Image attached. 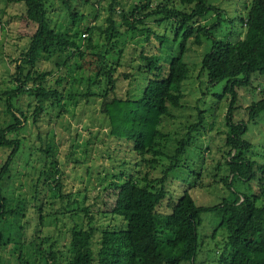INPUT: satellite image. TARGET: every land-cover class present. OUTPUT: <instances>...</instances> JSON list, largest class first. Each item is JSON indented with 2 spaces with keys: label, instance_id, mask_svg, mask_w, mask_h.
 Returning <instances> with one entry per match:
<instances>
[{
  "label": "trees",
  "instance_id": "obj_1",
  "mask_svg": "<svg viewBox=\"0 0 264 264\" xmlns=\"http://www.w3.org/2000/svg\"><path fill=\"white\" fill-rule=\"evenodd\" d=\"M55 1L62 2L71 20L83 17L76 11L72 0H22L25 6L23 17L36 30L26 50L16 59L11 57L10 64L15 65L11 75L14 87L4 93V113L11 119H6L5 126L0 127V149L10 152L0 168V264L5 261L9 245L18 253V261H25L24 248L28 242L34 244L40 240L38 235L47 228V219L51 222L56 219L59 211L53 209L55 203L61 201L63 204L70 198L64 191L63 173L54 160L52 138H49L47 148L41 146L37 150L41 155H38V159L42 160L37 167L31 166L34 153L31 139L20 135L26 130L30 116L19 108V98L27 96L36 100L32 114L34 125L39 124L45 104L50 109L61 110L60 117L64 116L68 111L67 105L80 97L67 88L68 84L72 87V58L81 61L87 51L96 47L92 45L91 38H85L81 33L68 35L53 25L54 19L48 6ZM120 8V0L109 1L108 27L101 30L111 44L107 54L115 53L118 49L115 38L122 35L118 23L126 31L144 32L146 42L155 37L160 52L167 40L146 24L155 16H162V21H172L176 26L174 41L181 38L183 42L180 55L171 59L167 71L158 54L146 53L145 50L141 52L140 58L145 66L139 68L144 70L145 76L152 75V78L146 80L139 96L133 97L129 93L126 98L117 96V78L103 52L94 59L98 70L95 81L89 82L90 86L96 85L103 91L98 94L101 97L100 112L109 121L110 135L132 143V151L143 158L157 176L152 177L149 172L141 179L116 176V181L110 185L114 189V203L107 214L123 220L124 224L100 231L96 254L91 247L97 232L92 227L94 217L89 216L88 208L82 209L89 218L88 229L73 228L69 264H196L199 254L198 231L203 225V213L215 214L220 219L218 229L225 231L224 248L230 249V253H220L216 261L218 264H264V164L258 165L246 157L253 146L244 139L249 130L248 123H256L264 113V93L263 98L253 102L249 108L248 123H238L234 115L239 109V90L249 87L253 77H264V0H252L248 4L247 14L241 18L246 29L245 36L236 42L215 36V31L224 23L234 27V22L228 16L225 19L226 12L209 4L208 0H179L178 4L171 0H158L155 8L154 0H141L129 11H120ZM119 13L121 23L116 20ZM213 14H216L213 25L199 24ZM139 25L146 27L139 29ZM93 29L88 28L86 32L91 33ZM191 39L198 47L206 41L210 43V52L202 60L201 72L208 73L210 86L227 82L224 93L230 97L226 115V150L222 155L229 175L222 179L216 177L218 183L226 186L230 196L216 206H200L188 192L176 200L167 190L171 173L180 168L194 136L205 128L206 112L198 111L197 120L190 123L186 134L176 139L173 152L166 151L165 139L168 136L162 130L163 122L175 117L173 109L183 107L185 95L182 87L190 76L183 58L188 49L185 42ZM57 53L60 57L65 55L64 62L57 63L55 70H42L39 63L43 57H53ZM54 73L56 76L53 77ZM103 82L108 84L105 91ZM91 90H88L85 98L92 97ZM37 137L42 144L48 136L44 138L38 134ZM19 154H27L24 168L31 166L37 170L38 179L32 186L30 197L27 194L19 195L15 200L10 196V190L22 174L15 161ZM147 156L150 158H145ZM218 162L216 169L226 170L222 169V160ZM237 175L245 184L261 178L259 191L262 196L256 193L248 196L235 191L233 184ZM48 205L53 211L48 212ZM67 207H63L62 211L66 212ZM215 235L212 237L215 238ZM41 241L46 243L50 240ZM58 254L53 250H42L46 264H57Z\"/></svg>",
  "mask_w": 264,
  "mask_h": 264
},
{
  "label": "rangeland",
  "instance_id": "obj_2",
  "mask_svg": "<svg viewBox=\"0 0 264 264\" xmlns=\"http://www.w3.org/2000/svg\"><path fill=\"white\" fill-rule=\"evenodd\" d=\"M110 0H72L76 11L82 15V18L74 21L67 14L66 7L61 1H55L50 4L49 12L54 19L53 25L68 35L75 36L81 33L85 38H91L94 49L87 51L86 56L81 61L73 60L74 71L70 75L71 86L74 93L80 97L77 101L67 105L68 110L64 116L60 117L58 109H50L44 105V111L41 113L39 124L34 125L32 114L37 104L36 100L27 96H21L18 101L19 108L30 116V121L26 130L20 135L31 139L34 145L33 157L31 156V166H39L42 160L38 159L40 147L47 148L49 138L54 141V160L58 162V168L63 173L64 191L70 198L63 204L61 201L55 203L53 208L59 211L56 219L48 218L47 228L43 234H39L40 240L34 244L28 242L24 248V260L18 261V253L14 251L12 245H9L5 254L3 264H46V259L42 258V250H53L59 252L57 264H69L70 260V242L71 232L75 226L88 229V215L81 211L88 208L89 216L94 217V227L97 232L92 239V249L96 254L99 248L100 231L107 227H113L116 224H124L121 219H114L109 216L114 203V189L110 185L116 181V176L122 179L131 177L141 179L146 173L156 177L157 173L143 161V158L133 152L132 143L125 140L115 139L110 135V125L106 117L101 112V97L99 92L102 89L96 85L90 86L89 82L95 81L98 68L94 59L97 54H104L106 62L114 69V76L117 78L116 94L119 98H126L128 93L133 96H139L146 80L152 78V75L145 76L144 70L140 66H145L140 58L143 50L146 53L158 54L161 64L167 71L172 58L178 57L181 52L180 45L183 43L180 38L174 41L175 24L172 21H162V16H155L146 22L148 27L155 29L156 33L164 37V47L159 52V43L153 37L150 42L145 41L144 32L126 31L125 28L117 27L122 33L115 38V53L107 50L111 47L106 36L101 33L108 27L107 18L109 16ZM178 4L179 0H171ZM252 0H208L209 4L220 7L226 12V16L234 22V27L224 23L217 31L215 36L222 40L236 42L245 36V26L241 18L247 14L248 4ZM120 11L131 10L141 0H120ZM158 5V0H154V8ZM119 11V10H118ZM25 6L22 0H0V127L5 126L6 119L11 116H5L4 105L6 91L14 87L11 75L14 73L15 65H11V57L18 58L19 54L25 51L30 43V38L35 33L36 27L27 22L23 17ZM120 13L116 17L121 21ZM208 16L206 20H201L200 25L208 26L215 23V16ZM121 23V22H120ZM146 26L139 25V29ZM93 29L87 33V29ZM186 53L184 62L188 65L190 76L184 82L182 91L185 95L182 102V109H173L174 118L166 119L163 122V132L168 136L166 141V151L173 152L176 139L184 136L191 122L197 120L198 111L206 112L205 128L194 136L192 145L187 149V153L182 158L180 168L171 173L169 179L171 183L167 184V190L176 200L180 199L185 192L200 206H216L224 198L230 196L226 186L216 180L229 175L226 169L222 155L225 149L228 127L226 115L230 106V97L224 93L227 82L210 86L208 73L201 72L202 60L210 52V43L204 42L203 46L198 47L193 43V39L185 42ZM10 56V57H9ZM65 55L60 57L57 53L53 57H43L39 63L42 70H55L57 63H62ZM78 61L77 64H74ZM57 70V69H56ZM56 74L58 72H55ZM54 73L53 77L56 76ZM70 73V72H69ZM104 83V91L107 89V82ZM92 88L90 98H85L88 90ZM240 99L238 101L239 109L235 112V120L238 123L249 122V108L253 102H258L263 98L264 77H253L251 85L239 90ZM93 93V94H92ZM16 103L14 102V105ZM16 106V105H15ZM51 118L53 120L51 121ZM57 118L58 120H55ZM11 119V118H10ZM8 122V121H7ZM248 132L245 140L252 144L251 151L246 153V157L258 165L264 164V113L257 119L256 123H248ZM38 134L44 137L48 136L43 143H40ZM170 135V137H169ZM53 136V137H52ZM172 138V139H171ZM8 150L0 149V168L9 156ZM28 154V153H27ZM26 155H18L16 158L18 171L21 172L19 181L14 183L10 190V196L15 200L19 195H32V186L38 179L37 170L26 165ZM41 156V155H40ZM25 157V158H24ZM37 158V159H36ZM145 158H150L147 156ZM222 160V169L218 170V164ZM168 162V160H165ZM163 165V164H161ZM16 166V167H17ZM160 168V165L157 169ZM163 169V168H162ZM227 171V172H226ZM159 177V176H158ZM231 177L230 180H232ZM30 180V181H29ZM260 180L248 181L246 184L235 179L233 189L239 193L254 196L261 195ZM49 194V193H48ZM46 201V200H45ZM264 200H262L263 202ZM14 203L16 201H13ZM48 203V202H47ZM71 203V204H70ZM68 205H71L67 207ZM67 211H62L63 207ZM48 212L53 211L48 205ZM46 212V211H45ZM203 225L200 227L199 234V254L196 264H218L217 258L220 253H230V249L224 248V230L218 229L220 219L212 213H203L201 215ZM15 220V219H13ZM56 220V221H55ZM13 222V221H12ZM215 235V238L212 236ZM49 239V242L42 243L41 240ZM192 264V263H183Z\"/></svg>",
  "mask_w": 264,
  "mask_h": 264
}]
</instances>
